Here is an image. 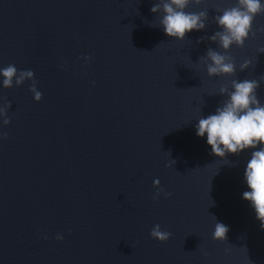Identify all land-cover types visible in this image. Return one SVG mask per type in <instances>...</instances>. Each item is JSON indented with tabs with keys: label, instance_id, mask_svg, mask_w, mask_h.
<instances>
[{
	"label": "water",
	"instance_id": "water-1",
	"mask_svg": "<svg viewBox=\"0 0 264 264\" xmlns=\"http://www.w3.org/2000/svg\"><path fill=\"white\" fill-rule=\"evenodd\" d=\"M158 2L0 0V68L33 70L43 94L35 101L31 80L0 84V105L12 103L11 123L0 119V264H264V229L243 199L258 149L225 160L196 134L232 79L261 80L264 103V15L227 53L236 75L209 77L200 57L223 50L203 38L236 0L190 5L209 21L183 41L160 27ZM156 179L171 197L152 199ZM156 224L167 242L151 237Z\"/></svg>",
	"mask_w": 264,
	"mask_h": 264
},
{
	"label": "clouds",
	"instance_id": "clouds-1",
	"mask_svg": "<svg viewBox=\"0 0 264 264\" xmlns=\"http://www.w3.org/2000/svg\"><path fill=\"white\" fill-rule=\"evenodd\" d=\"M205 0H159L151 8V12L161 14L160 27L172 38L181 41L186 39V34L193 30L201 31L207 27L209 21L208 10L199 12H188L190 5H201ZM217 14L213 21L219 29L212 36L203 39H210L223 51L208 48L206 55L201 56L209 77L235 76L237 72L235 58L227 53L233 45L243 48L246 40L255 38L254 21L258 15H264V3L261 0H236V3L227 8L215 9ZM157 27L156 25H150ZM264 32V28L259 29ZM199 43V41H197ZM264 53V48L259 50ZM85 62L91 61L90 56H84ZM253 66L251 60H245L240 64L239 70L244 71ZM0 84L3 88L11 89L25 84L31 80L30 91L34 94L35 101L43 98L42 92L38 90V81L35 79L33 70H19L14 64L0 68ZM231 88L227 84L219 89L222 96H226L221 106L214 114L201 117L196 125L197 136H207V143L211 146L212 153L227 160L228 154L240 155L245 150H254L251 158L247 161L244 179L250 191L243 193V199L250 202L255 210L256 218L264 229V103L258 98L257 90L261 86V80L232 79ZM12 107L11 101L0 105V119L3 125L11 123L8 112ZM7 133L0 132V139H7ZM175 160H172L167 167H173ZM154 187L157 189L152 199L158 201L163 195L171 197V192H166L161 187L159 179L154 180ZM229 228L221 222L215 223L213 238L217 241H226ZM151 237L161 243L167 242L171 237L170 231L162 230L159 224L153 226ZM47 239V237H45ZM57 240H63L62 234L56 236Z\"/></svg>",
	"mask_w": 264,
	"mask_h": 264
}]
</instances>
